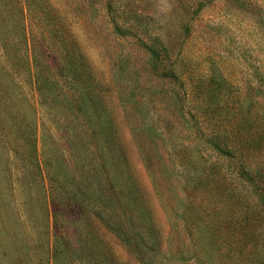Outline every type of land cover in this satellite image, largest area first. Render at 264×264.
Wrapping results in <instances>:
<instances>
[{
    "label": "rangeland",
    "instance_id": "1",
    "mask_svg": "<svg viewBox=\"0 0 264 264\" xmlns=\"http://www.w3.org/2000/svg\"><path fill=\"white\" fill-rule=\"evenodd\" d=\"M262 103L264 0H0V264H264Z\"/></svg>",
    "mask_w": 264,
    "mask_h": 264
},
{
    "label": "trees",
    "instance_id": "2",
    "mask_svg": "<svg viewBox=\"0 0 264 264\" xmlns=\"http://www.w3.org/2000/svg\"><path fill=\"white\" fill-rule=\"evenodd\" d=\"M83 56V55H82ZM81 65V68L85 70V67H86V64L85 63H82L80 64ZM234 110L236 111V108H234ZM237 114H240L241 117H243V115L247 114L245 116V118H248L251 114L248 115V108L246 110H244L243 106L240 107L237 111ZM236 112H232V114H236ZM249 112H251L249 110ZM253 113L255 114H252L254 116H256V119H255V133L257 135H261L260 137H264V104H258V108L256 111H254ZM104 133V131H102ZM105 133H108V132H105ZM111 137L108 136L107 137V140L105 142L106 146L108 147V153H109V158H112V152L117 149V141L114 139V141L112 142L111 141ZM114 145V147H113ZM246 145V143H245ZM35 150V149H34ZM37 157V156H36ZM116 159H117V164H123V154H122V151L120 149V147L118 146V149H117V154H116ZM246 168V167H245ZM247 170H245V180L248 181L249 179L253 178L252 175V171H250V167H247L246 168ZM118 171H119V178L120 180L122 181V183L118 184V186H116L117 182L114 178V176L112 175L111 178H108L107 177V180L110 182V186H109V194L108 197H107V202H109L110 198H113V197H117L116 193L117 194H121L122 195V198L123 197H128L127 199H131V196H128V195H131V191L133 194H135V187L133 188V183H129L128 181L130 180V176L128 174V172H123L122 171V167L121 168H118ZM121 172L122 173H125L124 176H121ZM256 173L258 172V170L255 171ZM57 174H52V177H51V194L54 195V184L53 182L56 183V187L60 190L61 193H65L69 196V198H73L74 201L73 203L74 204H71L70 205V209L69 210H72L74 211V213L76 212V214H80V212H84L85 211V208H86V204H84V197H81L80 194H83L85 195V192H84V189H83V186H82V183L85 181V178L82 179L80 178L81 182L80 183H75V185L77 186V191L76 190H73L70 186H68L67 184L64 183V175H61V178H58L56 176ZM260 176L262 177V180L264 181V174H262V172H260ZM74 178H76V176H73ZM211 181L210 183H212L213 185L214 184H218V181H217V178H214L212 177L211 178ZM208 183V181L205 182L204 184V190H203V196L206 195V199H205V205L204 203L202 204L201 202V208L203 209V211H205L206 209L209 208L210 206V200L212 201V192H214V189H213V185ZM131 184V185H130ZM215 186V185H214ZM62 191H61V189ZM133 188V189H132ZM263 190H264V187H263ZM101 192L100 194V199H106V196ZM205 194V195H204ZM58 197H60L58 195V193L56 194ZM126 199V200H127ZM128 201V200H127ZM130 201V200H129ZM203 201V200H202ZM246 204V203H245ZM247 206V205H246ZM94 211L95 212H98L100 214H102V217L103 219L105 220H110L111 219V216L114 215V209L110 206L108 209H110L109 211L107 212H103L105 210H101L100 208L97 210V208H94ZM117 210V215H125L127 214L129 211H131V209L128 208V210H126V208H118L116 209ZM185 210L187 213V216H189L191 218V223H193L194 221V218H193V214L195 215L194 211L196 210H199V207H197L195 205V202L194 201H190L189 203H187L186 207H185ZM60 211V208H59V204L57 202H55L54 199H52V215H53V218H54V222L56 223V217L58 214V212ZM186 216V219L189 220V218ZM190 221V220H189ZM119 224L116 225L115 229H122L123 227V224H120V222H118ZM109 225V224H108ZM248 222H247V225L248 226Z\"/></svg>",
    "mask_w": 264,
    "mask_h": 264
}]
</instances>
